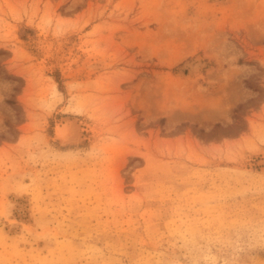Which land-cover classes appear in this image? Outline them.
Segmentation results:
<instances>
[{
    "label": "rangeland",
    "instance_id": "obj_1",
    "mask_svg": "<svg viewBox=\"0 0 264 264\" xmlns=\"http://www.w3.org/2000/svg\"><path fill=\"white\" fill-rule=\"evenodd\" d=\"M263 169L264 0H0V264H264Z\"/></svg>",
    "mask_w": 264,
    "mask_h": 264
},
{
    "label": "bare ground",
    "instance_id": "obj_2",
    "mask_svg": "<svg viewBox=\"0 0 264 264\" xmlns=\"http://www.w3.org/2000/svg\"><path fill=\"white\" fill-rule=\"evenodd\" d=\"M66 127V126H65ZM69 129V128H68ZM74 130V132H75V135H77L76 137H78V136H80L81 137V133H80V131H79V129H78V126H74V128H73ZM62 130V129H61ZM66 130V129H65ZM70 130V129H69ZM68 131V130H67ZM62 134V133H61ZM66 134V133H65ZM68 134V133H67ZM73 133H71V135H72ZM75 135H74V137H75ZM67 136V135H66ZM68 137V136H67ZM66 137V138H67ZM73 139H75V138H73ZM81 139V138H80ZM264 170V169H263Z\"/></svg>",
    "mask_w": 264,
    "mask_h": 264
}]
</instances>
